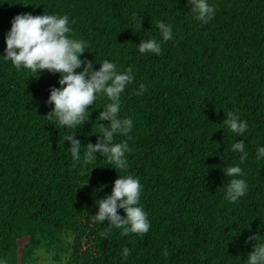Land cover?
<instances>
[{
	"label": "trees",
	"instance_id": "1",
	"mask_svg": "<svg viewBox=\"0 0 264 264\" xmlns=\"http://www.w3.org/2000/svg\"><path fill=\"white\" fill-rule=\"evenodd\" d=\"M208 2L214 14L202 24L187 0H0V54L14 15L67 14L69 35L85 42L81 56L94 70L110 58L135 74L120 97V115L131 116L133 127L115 137L127 141L128 167L115 170L98 153L92 164L74 165L63 140L72 132L82 149L96 142L104 97L82 126H56L44 115L59 74L36 76L0 59V257L7 264H38L41 248L58 264H245L252 243L264 239V159L255 158L264 146V0ZM157 20L172 25L173 39L161 43L160 55L139 54L140 39H160ZM141 82L146 91L134 95ZM229 110L247 122L244 137L224 126ZM234 137L245 143L243 164L230 151ZM233 164L248 190L229 203L223 168ZM118 174L143 185L150 220L143 235L121 236L92 216ZM122 246L130 249L126 259Z\"/></svg>",
	"mask_w": 264,
	"mask_h": 264
},
{
	"label": "clouds",
	"instance_id": "2",
	"mask_svg": "<svg viewBox=\"0 0 264 264\" xmlns=\"http://www.w3.org/2000/svg\"><path fill=\"white\" fill-rule=\"evenodd\" d=\"M187 4L190 5L189 11L194 14L195 20L203 24L212 19L214 6L208 0H187ZM136 20L140 25L137 16ZM69 24L67 14L43 12L33 15L24 12L14 15L4 35L5 47L0 59L10 62L17 71L28 69L36 73V76L44 70L59 74V87L50 86L48 90L45 104H50L51 109L44 115L56 126L68 129L82 126L83 122L89 119V106H92L98 97H104L107 102L95 117L98 124L96 142H88L82 149L81 141L74 138L72 132L65 135L63 140L67 141V150L74 165L92 164L98 153L115 170H126V153L130 152V148L126 139L117 142L115 137H127L133 127L131 116L120 115L121 94L133 83L135 75L132 66L121 70L112 59L103 58L98 62L99 68L94 70V61L81 56L86 50L85 42L70 37L72 29ZM156 28L159 30L160 39H140L137 44L139 54L160 55L161 43L173 39L170 23L157 20ZM145 91L146 85L141 82L133 89V94L140 96ZM104 121L107 123H103ZM223 124L235 137H244L248 130V124L241 118L238 110L224 112ZM235 137L230 151L238 153L239 164H243L248 152L245 143L235 140ZM255 158L264 159V146L257 145ZM239 164L223 168L224 176L230 177L224 189V199L229 203L238 201L248 190L245 173ZM142 187L139 177L118 174L112 182L110 192L95 200L97 207L92 215L95 222H106L110 227L118 229L121 236H127L129 233L145 234L150 228V220L140 203ZM117 209H122L124 215L121 216ZM101 237H106V234L101 233ZM253 237L249 239L252 241ZM129 253L130 249L122 246L121 258L126 259ZM162 254L167 255L166 248L162 249ZM38 255L41 264H54L52 254L45 249H39ZM0 264H7L6 259L0 257ZM245 264H264V239L252 243V250L247 253Z\"/></svg>",
	"mask_w": 264,
	"mask_h": 264
},
{
	"label": "rangeland",
	"instance_id": "3",
	"mask_svg": "<svg viewBox=\"0 0 264 264\" xmlns=\"http://www.w3.org/2000/svg\"><path fill=\"white\" fill-rule=\"evenodd\" d=\"M22 245H23V244H22ZM52 260H53L54 264H58V263H56V262L54 261V259H53V255H52ZM38 264H41L40 258H39V260H38ZM61 264H63V263H61Z\"/></svg>",
	"mask_w": 264,
	"mask_h": 264
}]
</instances>
